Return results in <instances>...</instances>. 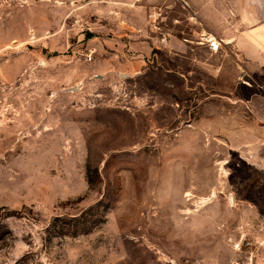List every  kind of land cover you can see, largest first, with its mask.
<instances>
[{"label":"rangeland","instance_id":"1","mask_svg":"<svg viewBox=\"0 0 264 264\" xmlns=\"http://www.w3.org/2000/svg\"><path fill=\"white\" fill-rule=\"evenodd\" d=\"M104 4L0 0V264H250L263 120L200 49L108 69L123 30ZM81 214L86 231L59 233Z\"/></svg>","mask_w":264,"mask_h":264},{"label":"crops","instance_id":"2","mask_svg":"<svg viewBox=\"0 0 264 264\" xmlns=\"http://www.w3.org/2000/svg\"><path fill=\"white\" fill-rule=\"evenodd\" d=\"M104 2L111 27L117 21L123 30L114 34L118 39H108V69L136 74L153 51L194 58L193 52L203 50L206 56L199 63L207 76L218 82L230 78L224 95H234L233 102L250 119L264 122V0H245L243 13L225 0ZM202 36L219 41V50L209 51L200 43ZM254 239L248 243L250 264H264V237Z\"/></svg>","mask_w":264,"mask_h":264},{"label":"trees","instance_id":"3","mask_svg":"<svg viewBox=\"0 0 264 264\" xmlns=\"http://www.w3.org/2000/svg\"><path fill=\"white\" fill-rule=\"evenodd\" d=\"M156 51H153V53H155ZM88 211H93V210H88ZM86 213V212H84ZM61 221L63 219H60ZM85 224V220L83 218V214H81L80 216H75L72 218H69L68 220H64L62 222V224L60 226H58L59 228V233L64 235H70V236H76L78 234V231L82 230V232L87 230V226Z\"/></svg>","mask_w":264,"mask_h":264},{"label":"built area","instance_id":"4","mask_svg":"<svg viewBox=\"0 0 264 264\" xmlns=\"http://www.w3.org/2000/svg\"><path fill=\"white\" fill-rule=\"evenodd\" d=\"M164 42V40H163ZM200 43L205 44V46L207 47V49L211 52H217L219 50V46L220 43L219 41H217L216 39H214L213 37H209V36H202ZM88 58L90 59V56H88Z\"/></svg>","mask_w":264,"mask_h":264},{"label":"water","instance_id":"5","mask_svg":"<svg viewBox=\"0 0 264 264\" xmlns=\"http://www.w3.org/2000/svg\"><path fill=\"white\" fill-rule=\"evenodd\" d=\"M232 199V198H231Z\"/></svg>","mask_w":264,"mask_h":264}]
</instances>
